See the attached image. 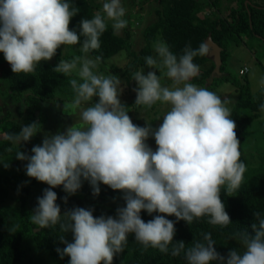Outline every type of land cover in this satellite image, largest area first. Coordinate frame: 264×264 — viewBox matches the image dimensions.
Segmentation results:
<instances>
[{"label": "clouds", "instance_id": "obj_1", "mask_svg": "<svg viewBox=\"0 0 264 264\" xmlns=\"http://www.w3.org/2000/svg\"><path fill=\"white\" fill-rule=\"evenodd\" d=\"M102 11L104 15L97 12L80 21V36L84 37L80 50L86 54L100 48L107 21L112 22L115 32L127 27L121 0H105ZM78 13L79 8L69 0H0V52L12 72L32 73L38 63L51 60L62 45H76L80 36L69 30V23ZM153 48L157 55L146 56L145 64L158 69L160 75L155 71L145 75L141 69L132 79L137 84L134 105L150 109L159 102L169 106L158 128L147 122L145 127L134 124L119 99L123 91L119 77L95 73L100 58L84 56L61 59L54 68L65 76L76 73L79 77V81L73 78L69 83L74 92L71 108L79 110L80 126L73 124L64 131L45 134L42 143L31 148V155L19 146L41 131L38 123L5 134L18 147L16 159L27 161L26 175L49 186L37 198V207L28 218L36 228L58 227L63 234L59 239L66 246L57 252L61 258L68 256L69 264H113L114 256L128 244L129 234H134L145 249L164 254L171 245V256L179 257L183 252L187 264H225L210 233L204 234L205 242L187 249L184 241L173 244L175 224L166 216L188 225L205 216L214 226L231 223L221 190L227 196L237 193L247 170L241 160L236 124L230 118L232 101L190 82L199 74L194 58L209 54L205 43L195 49L186 45L179 57L162 40ZM162 76L171 80V87L162 86ZM260 85L264 90V77ZM94 97L98 102L91 103ZM260 111L264 112V103ZM149 137L155 140V151L146 143ZM0 163L9 167L7 160ZM82 179L90 183L93 195H99L101 183L122 191L126 206L116 209L115 218L95 217L93 208L83 207L61 214L52 189L63 186L72 195L81 188ZM63 199L67 203V196ZM142 210L160 215L145 222ZM254 215L258 221L251 225L254 235L249 231L237 234L244 250H230L226 264H264V218L259 212ZM18 228L13 224L8 230L15 233ZM68 232L72 242L65 239Z\"/></svg>", "mask_w": 264, "mask_h": 264}, {"label": "trees", "instance_id": "obj_2", "mask_svg": "<svg viewBox=\"0 0 264 264\" xmlns=\"http://www.w3.org/2000/svg\"><path fill=\"white\" fill-rule=\"evenodd\" d=\"M139 1L147 2L149 0ZM226 1L223 10L230 9V21L224 16V11L220 8V0H156L154 18L142 29L144 44L139 51H129L131 59L126 67L121 70V73L124 80L136 83L132 76L136 71L146 66L144 58L151 56L152 53L153 56L157 55L153 48L157 38L166 42L170 51L179 57L183 54L186 45L191 44L193 49L198 48L210 36L221 47L219 73L213 72L214 62L208 55L197 56L193 62L199 66V74L191 79V83L210 91L223 82H230L235 87L237 97L231 107L230 118L236 124L235 131L241 145L253 120L260 112V105L264 103V90L261 87L256 93L251 92L250 84L246 79L249 67L245 74L239 72L246 64L238 65L234 70L236 74L230 71L229 49L232 44L240 43L245 36L254 37L264 45V0ZM231 1L235 2L236 5L228 9V3ZM69 2L79 8V13L70 20L69 30L76 31L77 35L80 36V21L84 18L91 19L97 13L98 5L93 0H69ZM215 6L216 8H213ZM202 10L204 15L201 16ZM83 40L84 37L80 36L79 42L74 46H69L66 53H63L62 45L51 60L41 61L36 65L35 71L29 74H14L11 66L4 59V54L0 52V64L2 66L0 93L4 99V103H0V134L2 135L0 138V157L15 152L14 144L6 139L5 134L18 133L21 126L32 122H36L42 127L51 116L54 108L50 101L61 102V100L74 98V92L69 81L73 78L79 81V77L76 73L69 76L57 73L54 68L61 59L71 61L75 57L88 56L91 59L99 57V66V63L105 64L109 58L121 50L126 49L128 51L131 47V33L126 30V34L121 36L113 30L109 22H107V30L100 36L99 49L87 54L82 52L80 47ZM77 67L79 68V63ZM114 68L117 71L120 67L114 66ZM97 71L99 73L100 67L97 68ZM8 98L11 99L12 103H18V107H20L19 116L22 117V120L15 118L13 112L5 108ZM122 103L124 104V101ZM125 105L127 106V104ZM38 133L35 135L36 137H38ZM146 143L153 151L156 150L157 145L153 137H149ZM246 158L247 170L239 191L233 196H227L224 189L221 190V200L231 223L226 227L214 226L207 222L209 217L205 216L195 219L191 225H188L183 220L177 221L175 216H166L175 224L176 231L173 244L176 241H184L187 249L196 242H205L204 234L210 233L215 242L216 251L225 257V264L230 250L237 249L239 252L244 250L237 234L249 231L250 235H254L251 225L258 223L254 215L255 212H259L261 218H264V153H260V155L253 153L252 158L247 155ZM10 178V174L0 176V264L20 263L32 244L37 246L40 251L47 252L53 259L59 261V264H69L70 258L68 256L61 258L57 252V249L62 250L66 246L59 239V236L63 234L59 232L58 227L36 228L37 226L33 225L28 218L33 211L30 209L31 207H28L30 192L38 181L34 178L26 181L19 190V196L14 197L11 194L13 187H11ZM17 179L23 180L21 174L17 175ZM99 187V195H93L90 183L82 179V186L75 194L81 198L83 195L97 198L98 201H92L80 207L93 208L95 217L102 214L108 216L111 209L104 205L105 197L115 198L114 196H117L115 200H118L124 193L119 190H112L102 183ZM54 189L64 191L63 186ZM56 203L61 207V203L57 201ZM72 207L73 204L70 203L67 210L72 209ZM156 215H160V213L149 215L143 210L140 213L141 219L145 222L152 220ZM13 224L19 225V228L15 233H10L8 229ZM65 239L72 242V235L69 232L66 233ZM171 247L170 245L168 254L153 248L145 249L135 241L134 234H129L128 244L124 251L114 256L113 264H187L183 252L179 257L171 256ZM210 264H220V262L213 261Z\"/></svg>", "mask_w": 264, "mask_h": 264}, {"label": "rangeland", "instance_id": "obj_3", "mask_svg": "<svg viewBox=\"0 0 264 264\" xmlns=\"http://www.w3.org/2000/svg\"><path fill=\"white\" fill-rule=\"evenodd\" d=\"M93 1L95 2L96 5H98L97 12H99L101 15H104L102 11V6L105 0H93ZM226 2H227L226 0H220V8L222 10L225 9L223 7L225 6ZM121 3L122 6L126 9V15L124 19L128 21V24L127 27L116 33L121 36H124L126 34V30L129 31L131 33V47L128 51H126V49L121 50L118 54L109 58L105 64L99 63V66L97 65V67L93 69V71L97 74H101L104 76H108L110 74L118 76L119 79L121 80V88L123 89L119 99L121 100V103L124 101V104H127V110L129 111L128 115L130 116L132 122L141 127H145L147 122L148 124H151L153 129H156L162 123L163 116L169 110V106L161 104L159 102L154 104L150 109L143 106L134 105L136 100V92L134 91V89L137 88V84L134 83L133 81L129 82L127 80H124V77H122L123 74L121 73V70L126 67V65L131 59V55L129 51L130 50L139 51V49L144 44V40L142 37V29L151 20H153L154 10L157 3L156 0L155 1L149 0L147 2L145 1L140 2L139 0H121ZM235 5H236L235 2L231 1L228 3L227 8L229 9V7H234ZM213 8H216V6ZM203 10L200 12L201 16L204 15ZM223 11H224L223 13L224 16L228 18V21H230L231 20L230 9ZM131 20L133 23L131 22ZM107 22H109L112 25L111 21H107ZM157 41L158 38L156 39V42ZM68 48L69 46H66L65 48L63 46V53H66V50ZM229 53L230 55L228 60H229V66L231 65L230 71L236 74V72L234 71L235 68L240 64H246L249 67V71L246 74V79L250 84L251 92L253 94L256 93L261 88L260 80L262 77H264L263 43L254 37L249 38L245 36L243 37V40L240 43L232 44L230 46ZM153 55L154 54L152 53L151 56ZM114 66H119L120 67L119 70L116 71ZM98 67H100L99 73L97 71ZM1 68L2 66L0 64V71ZM141 69H144L145 75L149 71H155L157 76L160 75L158 69H150L147 66H144ZM161 84L162 86H168V87L172 86L171 80L168 79L166 76H162ZM197 86L202 87L200 85ZM212 92H215L217 95L221 96L222 99L225 97L231 99L232 103L229 105V107H232L234 105V102L237 97V91L230 82L221 83L220 85L216 86L212 90ZM72 100L73 99L61 100V102L57 100L54 102L50 101V103L54 106V108L52 110L51 116L46 120L45 125L44 124L42 125L41 131L38 133V137L34 136L33 138H31L29 142L22 143L19 146V150L25 152L28 155H31L32 154L31 148L35 145L41 144L45 134H55L58 131H64L65 128L73 124L80 126L79 110H74L71 108ZM6 102L7 103L5 105V108L11 110L15 118L22 120V117L19 116L20 107H18V103H14V102L12 103L10 98H8ZM95 102H98V97H94L91 103H95ZM0 103H4V99L1 93H0ZM64 105H68V107L64 109ZM1 136L2 135L0 134V138ZM14 146H15L14 147L15 152L13 154L10 153L6 156L0 157V160H7V162L9 163V167L7 168L3 166V163H0V176L4 174L11 175L10 181L12 183L11 187H13L11 189V194L14 197H18L20 188H22L25 182L29 181L31 178L26 175L25 165L27 161H20L16 159L15 153L18 150V147L15 144ZM240 151H241V160L244 161V163L247 160L246 155L252 158L253 153H257L258 155H260V153L261 154L264 153V112L260 111L259 114L256 116V118L253 120L250 129L245 134L244 141L240 145ZM251 161L253 160L251 159ZM20 174L23 180L17 179V175ZM13 176L16 178H14ZM48 187L49 186L47 184L42 182H36L34 184L30 192V199L28 202V207H31L30 209L34 210V208L37 207V198L41 197L43 195L44 189ZM52 190L57 193V197H58L57 202L61 203V214L67 211V206L70 203L73 204L72 208H74V207H80L92 201H98V199L93 196L83 195V198H81L76 194L70 195L65 191L56 190L54 188ZM123 195L120 196L118 200H115L117 196H114L115 198L105 197L106 200H104L103 203L106 207H110L111 209L108 215L113 216L115 218L116 209L118 207L126 206V202L123 199ZM65 196H67L68 198L67 203H65L63 199ZM108 200H113V201H108ZM69 233L72 235L71 232ZM17 264H59V261L53 259L47 252L40 251L37 246L32 244L30 245V248L25 258L20 263Z\"/></svg>", "mask_w": 264, "mask_h": 264}, {"label": "water", "instance_id": "obj_4", "mask_svg": "<svg viewBox=\"0 0 264 264\" xmlns=\"http://www.w3.org/2000/svg\"><path fill=\"white\" fill-rule=\"evenodd\" d=\"M207 47L209 48V54L208 57H210L214 62V73H219V67L221 64V47L212 40L210 36H208L204 42Z\"/></svg>", "mask_w": 264, "mask_h": 264}, {"label": "built area", "instance_id": "obj_5", "mask_svg": "<svg viewBox=\"0 0 264 264\" xmlns=\"http://www.w3.org/2000/svg\"><path fill=\"white\" fill-rule=\"evenodd\" d=\"M248 71V66L243 65V67L239 70L240 74H245Z\"/></svg>", "mask_w": 264, "mask_h": 264}]
</instances>
